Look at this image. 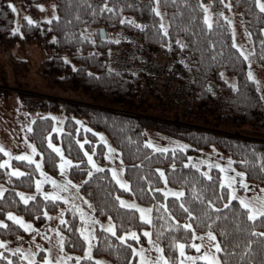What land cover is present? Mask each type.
Segmentation results:
<instances>
[{
  "label": "trees",
  "instance_id": "obj_1",
  "mask_svg": "<svg viewBox=\"0 0 264 264\" xmlns=\"http://www.w3.org/2000/svg\"><path fill=\"white\" fill-rule=\"evenodd\" d=\"M9 1L0 0V48L6 50L15 43L37 44L50 54L37 69L46 87L80 94L89 104L62 103L20 93L18 100L22 109L38 113L63 110V131L59 136L53 134L51 139L60 142L64 155L73 162L68 177L79 185V192L88 201L97 220L111 217L117 236L132 230L138 233L139 241L127 238V243H123L117 236L97 229L92 255L115 264H128L129 261L134 264L135 256L128 245H145L146 237L141 231L147 228L151 240L162 248V254L170 264H178L176 242L192 251L194 230L201 234L214 233L216 242L223 249L217 253L222 264H264V237L252 234L253 228L257 233L264 232V219L248 220L246 210L239 202L228 200V189L221 185L219 170L185 165L189 154L215 147L232 160L235 169L245 173L249 182L264 184V103L255 84L248 79L246 60L232 46L228 20L219 12L223 8L239 14L246 32L251 33L248 35L250 59L264 68V33L261 32L264 13L255 7L254 0H158L157 5L164 10L167 19V35L160 27L159 16L153 11L155 0H17L30 15L37 14L38 5L46 1H53L56 6L55 18L40 24H29L23 19L17 32L12 31L14 12ZM105 3L113 11H101ZM201 4L210 8L211 28L204 23ZM131 23L144 26L143 45L150 53L164 50L168 43H185L194 79L193 112L188 116L167 115L173 123L151 119L150 108L138 97L139 78L108 66V55L117 45V41L108 38V30H116L118 35L130 29ZM99 28L105 30L103 40L99 38ZM223 75L234 78L235 89ZM207 81H213L225 96L217 132L185 126L202 125L210 100L205 90ZM82 118L94 131L104 133L119 152L127 189L117 184L108 169L91 171L84 149L92 153L97 163L104 160L105 149L94 132L77 126L76 119ZM52 126L51 118L37 117L31 131L25 135L41 157L43 170L55 176L58 156L46 142ZM146 127L178 138L189 147L155 151L145 143ZM2 156L0 152V161ZM13 165L24 169L22 176L8 178L7 168L0 167V183L7 185L0 196V219L7 225L0 226V241L25 233L22 227L6 218L7 212H16L39 227L46 220L45 211L52 214L63 206L59 201L46 200L40 195H34L28 204H24L17 192L27 194L33 190L37 169L33 163L23 160H15ZM157 169L163 170L164 180ZM164 185L183 190L184 195L167 197L162 192ZM117 196L132 198L149 207L151 222H142L136 210L121 206ZM209 200L214 208L209 206ZM181 203L192 211V217L180 208ZM66 221L59 226L64 248L81 253L85 244L76 231L78 217L67 211ZM185 223H191L192 228L184 229ZM249 240L252 241L250 246ZM246 247L248 251H245ZM9 261L26 264L17 253L0 254V264H9ZM34 264L41 263L36 261ZM79 264L95 262L85 259ZM194 264L207 262L196 261Z\"/></svg>",
  "mask_w": 264,
  "mask_h": 264
},
{
  "label": "rangeland",
  "instance_id": "obj_2",
  "mask_svg": "<svg viewBox=\"0 0 264 264\" xmlns=\"http://www.w3.org/2000/svg\"><path fill=\"white\" fill-rule=\"evenodd\" d=\"M157 2L158 0H155V3H156L155 8H158L160 12V15H159L160 25L162 23L164 25V28L166 29L167 19L165 16V12L163 9H161L157 5ZM9 3L14 5L15 7V11H13L14 12V24H13L12 30L16 28L19 31L22 20L24 19L27 21L26 17H30L31 19L36 21V23H33V24H40L42 22H48L49 20L55 18L56 16L55 8L52 7L54 5L53 1H46L42 3L41 5L44 6L43 9L39 8V12L35 15H30L26 13L23 10L20 2L17 0H11L9 1ZM225 6L228 7L227 4H225ZM219 12L220 14L223 13V15L228 18L227 20L232 21V24L230 26V29L232 32V39H233V29H234L235 42L241 48H243L246 52H249L251 54L249 36L246 35V30L242 24V20L239 14L231 9H228V11H226L223 8H220ZM203 14H205L204 10H203ZM208 15L210 17V20L212 21V15H211V11L209 7H208ZM108 38L114 41H117V31L108 30ZM49 56H50L49 52L40 49V47L34 43H27L24 45H19L15 43L6 50H2L0 48V146H3L7 150V152L10 153L9 156H6L3 152H1L3 156L0 162L4 160L9 161L7 165L2 166V167L7 168L8 178L9 177H19V176L12 175V170L19 169L22 173H24V169L19 166L13 165V161L21 160V159L16 158L17 156L21 154L32 155V160L39 161L40 169L36 168L37 176L34 179L33 190L27 194L24 192L22 193H24L25 196L40 195L41 197L44 198V196L42 195L43 192H53L59 196H63L65 199L55 200V201L61 202L63 206L60 207L55 213L48 214L44 223L39 227H36L30 221L25 220L20 214H17L16 212L11 211L15 215L21 217L25 222L31 223L33 228H32V231H26L23 228L25 231L24 235H17L9 239L2 240L5 242V244L3 247H0V254H2L3 252L16 253L12 250L16 248H20L22 251L17 254H19L21 257V256L26 255L27 253H34L35 254L33 257L34 262L39 261L41 263L45 256H47L53 262H55L57 258H60L63 260L64 257L70 256L71 259H68L66 261V264L71 263V262L76 263L77 257H80V261L85 260V259H91L94 262L96 260H99L102 262V264H115L103 257H94L92 253H91L92 258H85L84 249L81 253H75L72 251H68L64 248V238H63L62 232L60 231L59 226L61 224L60 223L61 218H63L66 221L67 211H70L71 213L76 214L78 217L79 223L76 227V231L78 228H90L92 230L91 235H93L94 237H95V231L97 229L103 230L101 228V225L107 226L109 222L108 220L109 217L105 218L104 220H100V221L97 220L94 217L89 204L84 202L86 199L79 192L78 188L75 187V185L77 184L68 177V170H69V167L73 164V162L71 165L65 164L63 172H61V168H60V165L62 163L61 156L53 148H51V150H53L58 156L56 175L55 176L51 175L43 170L41 157L37 155V151L33 154L31 151V148H29L28 146L29 144H32V143L26 138L25 134L27 131H29V128H31L33 121L37 117H49L52 119L53 126H52L50 134L47 137V141H46L47 145L49 147V140H51L52 144L58 146L61 149L63 157L66 160H69L64 155L60 142L51 139V136L53 134L56 136H59L60 133L63 131V124L65 120V115L63 113V110L59 108L58 110L53 111V112L45 111L41 113L24 110L22 109L21 104L18 100V94L22 93V94L32 95V96H36V97L44 98V99H53V100H56L62 103L89 105L86 103L87 102L86 99L83 98V96L80 94L52 90L46 87L45 81L43 80L42 77L39 76V74L37 73V69L39 67V64L42 62V60H44L45 58H48ZM246 64H247V75L249 73V70H251L254 76V79H252L251 81H253V83L255 84L256 92L260 95L264 103V68L258 65L257 63H255L251 59L246 60ZM223 78L229 85L232 86L233 84H235L233 77L223 75ZM149 111L151 113L150 115L151 119L161 118L158 115H156L153 112V110H149ZM76 123H77V126L81 128L82 130H88V131L94 132L98 138V142H101L104 145V149H105L104 160L101 163H97L95 159L93 158L92 153H89L85 149H84V153L87 152L89 155L92 156V159L96 163V165H98L99 170L108 169L111 176L113 177L112 170L115 169L117 172V177L121 179L122 181L126 182L123 178V174H122L123 171L122 172L120 171L121 169H123V165L119 158V152L112 146L109 138L102 132L94 131L90 126L86 124L83 118L76 119ZM53 129H58V131H53ZM216 131H217V127H216ZM101 136L103 137V139H101ZM144 136H145V141H150L151 144L153 145V147H150V148H152L155 151H162V149L186 150L189 147V144L181 141L180 139L166 136L162 134L160 131L155 130L150 127L144 128ZM105 141L107 143H105ZM109 145L115 151L108 152ZM106 152L108 153L107 156L105 155ZM85 157L88 162V156L85 155ZM23 161L29 162L27 160H23ZM217 164H219L221 168H223V172H221V168L216 167ZM185 165L192 166V167L193 165H196L194 168H197V169H203L204 167L206 169L215 168L219 170L220 182H221V179L225 180V183L222 186L228 189V195H229L230 189L228 187L227 181H228V178L231 177L235 181H237L236 183L232 184V188L235 189V196H243L247 198H253L258 195L264 196V192H261V189L264 188V184H261V185L254 184L252 182H249L244 177L245 182L248 186V190L245 191L244 188L238 183L239 177L235 176V172L232 171L233 169H235L233 167L232 160H231V166H229V157L227 155L222 154L215 147H210L209 149L200 150L196 153L189 154L185 162ZM34 166L36 167L35 164ZM90 167H91L92 172L98 171L97 169L92 168L91 165ZM41 171L46 173V176H41L40 174ZM235 171L241 172V171H238L237 169H235ZM47 177H51L53 180H56L58 185L64 184L66 179L71 180L72 184L67 185L66 186L67 190H64L63 188H60V187H54L48 181ZM37 180H40L42 182L41 188L39 191L37 190V187H36ZM6 188H7V185L1 182L0 190H2V193H0V196L3 194ZM168 190L178 191L180 189L171 188L166 185L162 187L163 194L165 193V191H168ZM170 196L172 195H168L167 197H170ZM120 197L127 203H134L140 208L150 209L147 206L139 204L132 198H128L125 196H120ZM49 199L52 200L51 198ZM65 200L67 202H65ZM233 200L238 201V199L236 198H234ZM252 202L254 204H258V201H256L255 199H253ZM130 209L136 210L138 213L139 219L141 220L139 211L136 208H130ZM81 212L85 215V221H88L87 223L85 221H81L80 219ZM148 215L151 218V212H149ZM89 217L92 218L91 221H89ZM141 221L145 223H149L147 220H141ZM53 230H59L60 232V237H62L63 239V252H61V249H60V243H59L60 238L57 237L56 231H53ZM132 231H135V230H132ZM132 231H129V232H132ZM145 231L149 232V229L147 228L143 229L141 231L142 234H144ZM135 232L138 236L137 231ZM195 235H196V239L195 240L192 239L191 246L193 243L201 244V248L199 252H197L195 248H193L192 251H187L184 248L186 255L185 257H180L179 249L176 248L177 256H178V264H179L180 259H184L185 264H194L196 261H203V260L197 259L193 262L187 259V257H195L205 252L215 253L218 256L215 249L210 246L211 243H214V242L209 240L206 233L204 234L195 233ZM80 237L84 240V238L81 235ZM127 238L132 239L131 237H126V239ZM94 241H95V238L91 239L90 241L91 249L94 244ZM84 244H85L84 248L88 246L85 240H84ZM37 245H40L39 249H37L36 247ZM154 245H157V243L154 242L153 240H151V243H150L149 237H146V244L136 246L135 248L138 250L143 248L145 250L144 251L145 258L149 261L154 262L157 259V257L162 254V253L156 252ZM139 260H140V256L135 255L134 264H139ZM23 262L28 264L27 259L23 260Z\"/></svg>",
  "mask_w": 264,
  "mask_h": 264
},
{
  "label": "snow or ice",
  "instance_id": "obj_3",
  "mask_svg": "<svg viewBox=\"0 0 264 264\" xmlns=\"http://www.w3.org/2000/svg\"><path fill=\"white\" fill-rule=\"evenodd\" d=\"M254 4H255V7L261 13H264V0H254ZM9 7L12 8L13 11H15V7L11 3H9ZM38 7L43 9L44 6L43 5H38ZM52 7L55 8L56 6L53 5ZM200 7L203 8L204 13H205L204 17H203L204 23L207 25L208 28H211L212 27V23H211L209 15H208V7L205 6L204 4H201ZM229 7H230V5H229ZM105 9H107L108 11H113V9H110V8L107 7V3H105L102 6L101 11H104ZM153 11L156 12V15H158V16L160 15V12H159L158 8H154ZM221 15H223V13H221ZM56 18L58 19V17H56ZM26 19H27L29 24L36 23V21L31 19L30 17H26ZM225 19L227 20L228 18L225 17ZM123 22L124 21L122 20L121 23H123ZM228 24H229V26H231L232 21L228 20ZM160 27H161V29L164 30V34L167 35L168 34L167 30L164 28V25L162 23H161ZM12 31L16 32V31H18V29L14 28ZM261 32H264V29H261ZM246 35H251V33H247L246 32ZM52 39L55 40L56 37H52ZM183 46L184 45H181V47H183ZM232 46H233V48H236L238 50L239 55L241 57H243L245 60H249L250 59V55L251 54L249 52H246L243 48H241L235 42V31H234V29H233V44H232ZM248 79L249 80L254 79V76H253V73H252L251 70H249ZM232 87L235 89L236 85L233 84ZM53 119H55V118H53ZM29 131H31V128H29ZM53 131H58V129H53ZM101 139H103L102 136H101ZM105 143H107V142L105 141ZM145 143L149 147H153V145L151 144L150 141H145ZM28 146H29V148H31V151L34 154L36 152L35 146L32 145V144H29ZM49 147L53 148L58 154H60L61 161H62V163L60 165V168H61V172H63L64 165L65 164L71 165L72 161L66 160L63 157L61 149L58 146L52 144L51 140H49ZM166 150L167 149H162V151H166ZM113 151H115V150L112 149L111 146L109 145L108 146V152H113ZM0 152H3L6 156L10 155V153L7 152V150L3 146H0ZM107 154L108 153L106 152L105 155L107 156ZM85 155L88 156V163L92 166V168L99 170L98 165H96V163L93 161L92 156L89 155L87 152H85ZM16 158L17 159H21V160H27V161H29L31 163H34L36 165V168L40 169L39 161L32 160V155L21 154V155L17 156ZM8 163H9L8 160H4V161L0 162V167H2L4 165H7ZM241 163L243 164L244 161H241ZM195 166L196 165H193V167H195ZM229 166H231V159L230 158H229ZM216 167L217 168H221V166L219 164H217ZM120 171L122 172L123 169H121ZM156 171L160 173V178L162 180H164L165 179V174H164L163 170L157 169ZM232 171L235 172V176L239 177L238 183L244 188L245 191H247L248 190V186H247V184L245 182V179H244L245 173L244 172H236L235 169H233ZM221 172H223V168H221ZM40 174H41V176H46V173H44L42 171H41ZM112 174H113V179L116 180L117 184H119L121 188H124V189L128 188V184L117 177V172H116L115 169L112 170ZM203 174L206 177H208L209 179H211V177L208 175L207 172H204ZM12 175L22 176L23 173L19 169H13L12 170ZM88 175L91 176L92 172L89 171ZM47 179L54 187H60V188H63L64 190H67V187H66L67 185H71L72 184V181L71 180H67V179L65 180L64 184H61V185H58L57 181L53 180L51 177H47ZM227 182H228V187L230 189L229 195H228V200L232 201L234 198L238 199L240 207L242 209L246 210V214H247V219L248 220L256 221L258 217L264 219V196H259L258 195V196H255L253 198H247V197H243V196H235V189L232 188V184L236 183L237 181H235L233 178L229 177ZM41 183L42 182L40 180L36 181V187H37L38 191L41 188ZM224 183H225V180L221 179V185H223ZM75 187L79 188V185H75ZM261 192H264V188L261 189ZM0 193H2V190H0ZM17 195L20 197V199L23 201L24 204H28L29 200L34 198L33 196H25V194L22 193V192H17ZM42 195L44 196V198L46 200L49 199V198H51L52 200H58V199L59 200H64L65 199L63 196H59V195H57V194H55L53 192H43ZM164 195L165 196L172 195V196H175V197L179 198V197H182L184 195V192H183V190H178V191L168 190V191H165ZM116 199L119 201L120 205L123 206V207L136 208L139 211V213H140L141 220H147L149 223L151 222L150 216L148 215V213L151 211V209L140 208L139 206H137L134 203H127L119 196H117ZM253 199L258 201V204H254L252 202ZM65 202H67V201L65 200ZM84 202L88 203L87 200H85ZM208 204L212 208L215 207V205L212 203L211 200L208 201ZM225 207H227V205H225ZM180 208H182L185 212H187L188 217H192L193 216L192 211L189 210L184 205V203L180 204ZM165 211H167L166 207H165ZM44 215L47 217L48 213L45 211ZM6 216L10 220H12L16 224H18L20 227L24 228L26 231H32V228H33L32 224L28 223V222H25L21 217L15 215L12 212H7ZM80 219H81V221H85V215L82 212H81V215H80ZM91 220H92V218L89 217V221H91ZM108 220H109V222H108L107 226L101 225V228L104 231H106L107 233H111L112 236H117V231H116L115 225L112 223V218L109 217ZM85 222L87 223L88 221H85ZM93 222H95V221H93ZM60 223L61 224H66L67 222L63 218H61L60 219ZM0 226L7 227V225L5 224L4 220H0ZM183 227H184V229H191L192 225H191V223H185L183 225ZM53 231H56L57 237L60 238V240H59L60 249H61V252H63V239H62V237H60V232H59V230H53ZM77 231L80 233V235L84 238L85 242L88 244V246L84 248L85 258H92L91 257V243H90V241H91V239L95 238L93 235H91V231L92 230L90 228H78ZM252 234L253 235H258L260 237H264V232L257 233L254 228L252 230ZM144 235L146 237H149V242L151 243L150 233L148 231H145ZM206 235L208 236L210 241L214 242V243H211L210 246L215 249L216 253L221 252L223 250L222 246H221V244L219 242H215L216 241V236L214 235V233L212 231H208L206 233ZM126 237H131L132 239L139 241V237L137 236L135 231L124 232L123 235L117 236V239L119 241L123 242V243H127ZM192 239L193 240L196 239V235H195V231L194 230H193V233H192ZM4 244H5L4 241H0V247H3ZM251 244H252V241L249 240L248 241V246H250ZM154 246H155V250H156L157 253H162L163 250H162V248L159 245H154ZM175 246L179 249L180 257H185V255H186L185 251H184L185 245L183 243H180V242L177 241ZM36 247H37V249H39L40 245H37ZM128 247L131 248L132 255H134V256L135 255H139L140 256L139 264H170V261L168 259H166L162 254L160 256H158L157 259L154 262H152V261H149V260H147L145 258V256H144V251L145 250L143 248L138 250L135 247H132L131 245H128ZM192 247L195 248L197 250V252H199V250L201 248V244L193 243ZM12 251H14L16 253H20L22 250L20 248H16V249H13ZM245 251H248V247L245 248ZM34 255H35L34 253H27L26 255L21 256V260L27 259L28 264H34V259H33ZM68 259H71V257L70 256L69 257H64L63 260L60 259V258H57L55 260V262H53L47 256H45L44 259L42 260L41 264H66V261ZM187 259H189V260H191L193 262L195 260L199 259V260L206 261L207 264H222L220 258L215 253L205 252V253H203L201 255H198V256H195V257H187ZM79 261H80V257H77L76 258V264H79ZM9 264H12V262L9 261ZM95 264H102V262L99 261V260H96ZM128 264H133V262L129 261ZM179 264H185V260L184 259H180L179 260Z\"/></svg>",
  "mask_w": 264,
  "mask_h": 264
},
{
  "label": "built area",
  "instance_id": "obj_4",
  "mask_svg": "<svg viewBox=\"0 0 264 264\" xmlns=\"http://www.w3.org/2000/svg\"><path fill=\"white\" fill-rule=\"evenodd\" d=\"M142 24L131 23V28L117 35V45L110 51L107 63L111 69L133 73L139 78V100L161 117V122L173 123L167 115L188 116L193 112V76L189 55L183 42L168 43L164 50L148 52L143 45ZM181 45H184L181 47ZM205 90L210 95L207 114L201 127L185 125L208 132L216 127L225 96L213 81Z\"/></svg>",
  "mask_w": 264,
  "mask_h": 264
},
{
  "label": "water",
  "instance_id": "obj_5",
  "mask_svg": "<svg viewBox=\"0 0 264 264\" xmlns=\"http://www.w3.org/2000/svg\"><path fill=\"white\" fill-rule=\"evenodd\" d=\"M98 33H99V38L100 39H102V40L105 39L106 35H105V30L103 28H99L98 29Z\"/></svg>",
  "mask_w": 264,
  "mask_h": 264
}]
</instances>
